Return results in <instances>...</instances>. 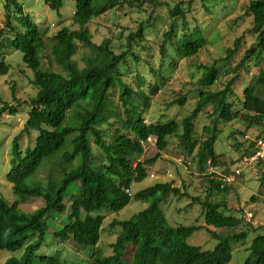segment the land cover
I'll use <instances>...</instances> for the list:
<instances>
[{
  "label": "trees",
  "instance_id": "obj_1",
  "mask_svg": "<svg viewBox=\"0 0 264 264\" xmlns=\"http://www.w3.org/2000/svg\"><path fill=\"white\" fill-rule=\"evenodd\" d=\"M123 1L132 6L136 4L139 9L143 3L151 6L150 10L166 6L172 18H183L188 10L181 7L182 0H173L172 6L167 0H76L72 26L63 25L48 36L47 29L38 30L19 0H4L6 19L0 24V75L8 71L3 54L10 51L21 53L22 63L32 75L30 83L37 91L27 102L17 104L28 108L24 130L33 131L37 136L33 146L27 145L24 150L20 148L19 136L11 142V166L5 178L11 183L14 199L7 202L0 195V252L6 250L19 255H10L0 264H227L234 257L231 242L246 240L249 236L248 230L226 235L209 231L216 243L213 248L203 249L188 243V238L201 226L171 225L163 209L171 196L177 199L189 197L200 204L206 225L216 229L234 228L244 222L243 217L227 213L230 208L226 207L224 197L216 199L221 191L231 189V183L221 185L220 179L206 176L211 189H205L203 199L191 197L184 181L180 186H173L172 181H158L134 192L130 188L133 182L146 179L143 164L149 165L159 156L156 153L153 157L138 160L143 151L139 140L150 134L157 137L158 149L164 148L167 136L177 135L183 143L178 149L186 151L187 157L193 155L202 172L206 158L214 155L213 144L218 138L220 121L236 119L264 128V69L245 84L242 98L236 86L241 77L240 70H244L247 76L251 66H259L264 53V0H249L237 6L243 13L237 19L251 18V32L256 34L257 42L245 50L233 66V74L229 75L230 70L225 64L221 72L216 63L227 61L239 49L238 37L233 46L225 50L223 58L214 59L210 66H196L204 70V74L196 82L186 84L188 92L196 91L194 107L186 117L181 121L172 118L148 124L143 121V114L149 107L150 95L162 91L166 80L162 70L174 66V62L166 64L169 51L195 64L194 57L205 45L204 30L198 26L187 27L183 22L179 27L182 33L178 35L173 20L166 24L157 38L160 41L157 67L152 64L153 59H144L145 71L152 74L153 80L142 89L146 74L138 72L141 70L138 66L143 61L142 53L148 49L144 35L146 22L141 21L136 30L127 34L125 47L119 53L111 50L109 38L93 43L88 29L93 18ZM44 2L51 10L58 11L63 0ZM77 42L87 49L81 56L83 67H79L73 58L78 50ZM46 46L49 51L43 56ZM124 65L129 72H134L130 83L120 72ZM227 66L230 67V63ZM217 83L219 88H216ZM114 95L116 99H113ZM233 96L241 103L239 109L233 110L230 99ZM186 97L180 96L167 106L183 104ZM1 103L0 116L4 112L15 113L16 108L4 101ZM118 108H121L120 113ZM205 108L209 109L210 124L202 129L212 136L208 140H196L193 120ZM178 127L181 129L179 133ZM95 146L98 152L94 151ZM253 146L251 142L250 149ZM136 159L138 163L132 168L131 162ZM224 160V156L221 159L213 157L212 163L227 167ZM44 170L45 175L39 176ZM243 176L241 174L239 179ZM257 179V183L264 186V174ZM76 182L78 185L69 195L67 208L65 191ZM261 194L264 195L263 190ZM212 196L215 199H211ZM31 198L41 199L42 204L31 211L20 208ZM132 200L146 206L128 219L110 222V229H119L109 245L110 254L102 255L97 244L103 230L104 213L118 212ZM251 200L256 198L251 196ZM181 209H188V204ZM66 210L64 224L51 229L47 217ZM237 211L242 213V208ZM49 229L58 247L68 241H73L78 250L96 247L94 252L89 250L92 258L85 262L68 261L60 258L59 248L54 249L53 254L45 253L50 248L46 241ZM248 246L247 256L237 264H264V235L255 233Z\"/></svg>",
  "mask_w": 264,
  "mask_h": 264
},
{
  "label": "rangeland",
  "instance_id": "obj_2",
  "mask_svg": "<svg viewBox=\"0 0 264 264\" xmlns=\"http://www.w3.org/2000/svg\"><path fill=\"white\" fill-rule=\"evenodd\" d=\"M169 5L172 6L175 3L173 0H167ZM182 8L188 9L186 12V18H172L169 16L167 7H152L146 5V3L141 5V8L135 4L134 6L129 5L127 2H120L114 8L102 13L100 16L93 18L88 23V29L92 37L93 43H100L102 40L109 38L111 41V50L115 53H119L125 47L126 36L130 31L137 29L138 24L141 21H145L144 35L146 38V44L148 49L146 52L142 53L143 61L139 64L138 72L141 74H146V83L141 87L146 89L150 82H152V74L146 73L144 59H152V64L157 67L159 56V51L157 50L159 42L158 37L161 35V30L165 28L166 24H169L172 20L176 24L177 34L180 35L182 30L179 28L183 22H186L187 27H201L204 30L203 37L205 38V45L200 49L197 55L191 59L196 60L195 64L185 61L177 56L173 51H169L166 64L174 62L173 67H168L163 71V76L166 77L164 82V88L161 92L150 95L149 107L146 108L144 119L146 122H155L158 120L169 121L170 119H175L181 121L189 112L192 110L195 104L196 91L188 92L186 84L188 82H196L204 73V70L197 69L196 66H210L214 59L223 58L226 53L225 50L228 47L233 46V41L236 37L240 38V47L228 58L227 61H218L216 63L219 69H222V65L225 64L226 69L230 70V74H233V66L238 62L241 56L244 54L245 50L255 45L257 42L256 34L251 32L252 21L251 18L242 17L237 19L238 15L243 14L237 6L242 2H247L249 0H192L188 3V0H182ZM22 4L23 9L26 14L35 22L38 26L40 32L47 29L48 36H51L63 25L72 26L73 11L76 8V0H63L62 6L58 11L51 10L44 0H19ZM4 0H0V24H4L6 19ZM150 8V9H149ZM235 10H238L236 12ZM152 14H150L151 12ZM150 15V19L148 17ZM78 50L74 55V60L79 67L84 66V62L81 56L87 52L86 48H83L79 42H77ZM49 47L46 46L45 51H42V55L48 53ZM151 56V57H149ZM21 53L17 51H10L8 54H3V58L6 64H8V71L4 75H0V107L2 105L1 101L8 103V105L16 108L15 113L8 114L4 112L0 116V195L7 201L12 202L14 195L12 194L11 183H9L5 174L10 168V148L11 142L15 136H19V144L21 150L29 145L33 146L37 134L30 131L26 132L24 130V123L27 118L28 108L24 106H18L17 103L27 102L30 97H33L37 89L30 83L32 78L31 72L27 69L21 59ZM43 66H47L46 59L43 58ZM259 66H251V70L247 76H245V71L240 70V80L237 81V92L242 98V92L244 90L245 84L253 77L257 76L261 69H264V53L262 54V59L259 60ZM230 63V67L227 66ZM59 71V68L55 67L54 64H50ZM130 69L126 65L121 67V73L124 74V78L127 83L131 82V76L134 72H129ZM223 69L221 70V72ZM244 83V86H243ZM165 85H167L165 87ZM216 88H219V84H216ZM186 96L183 104L175 103L171 106L167 104L180 96ZM264 97V95H262ZM116 99V96H113ZM233 101V110L239 109L241 103L239 99L234 96L230 97ZM238 103V104H237ZM121 108H118V113H120ZM209 109H203L200 114L193 120V129L195 133L196 140H203L208 137L203 131L205 125H209ZM218 127L221 133L219 134V139L214 145L215 153L226 152L227 157L231 154L244 155L246 148H250L248 141L245 144H240L238 141L244 139L242 134L256 135L259 130L264 128L258 125L247 124L243 121L232 119L229 122L220 121ZM178 130L180 131L181 129ZM240 130L243 133L235 131ZM245 131V132H244ZM124 133L128 131L123 130ZM263 135V132L260 136ZM250 136V137H251ZM176 136L171 135L167 137V143L171 142V146L168 152H162L161 156L157 160L153 161L149 165H146L147 177L142 182H133L131 184L130 190L132 192L137 191L139 188H144L154 182H162L165 180L173 179L175 185H180L181 179L184 178L187 184L188 194L191 197H199L203 199L206 195L205 189L210 188V184L207 180L209 178L197 177L194 174L197 173V169L191 161V166L184 169L180 167L182 173L178 175V169L175 168L177 173H174L175 164L172 163L175 158L184 157V155L178 150H175L173 145L178 142ZM143 158H150L156 153L157 149L151 144L144 145ZM95 152L98 149L95 148ZM226 157V159H227ZM141 158V160L143 159ZM192 160V159H191ZM220 162V161H219ZM169 169L172 173L170 178H158L150 179L149 173L156 172L157 175L160 174L161 170ZM222 167L219 169L221 170ZM257 176H252L254 174L245 175L243 179H234L231 182V189L228 192L221 191L217 196V201L222 200L224 197L226 201V207L230 208L229 214L235 216H241L244 213H240L237 209L242 208L245 210L246 219L244 222L238 224L234 228H219L216 229L210 225H206L201 215V206L199 203L194 202L191 198L183 197L177 199L176 196H171L164 204L163 209L168 218V222L171 225L184 224V225H200L201 228L194 231L191 237L188 238L189 244H194L202 247L203 249L213 248L216 240L210 235V232L216 234H233L235 232H240L241 230H248V238L242 240H233L231 242L233 258L227 264H237L245 259L248 254V245L250 239L255 236V233H262L264 235V195L261 194L262 190L264 192V186H260L257 177L264 174V163L260 164ZM44 172H40L39 176L45 175ZM218 173L219 171L216 170ZM200 173V171H199ZM213 179V178H212ZM78 183L71 184L67 191H65V203L68 208L69 195L73 193ZM251 196L256 198L255 201L251 200ZM211 199H215L213 196ZM42 204L41 199L31 198L20 205L25 211H31L36 209ZM188 204V209H181ZM145 203L140 201L132 200L127 206L118 212L104 213L103 220V230L97 244V248H100L102 255L110 254L111 250L110 243L115 240L118 232V227L110 229V222L113 219L125 220L131 217L134 213L145 207ZM234 208V209H233ZM67 210L62 214L52 213L50 214L46 221H48L51 229H57L64 224L66 220ZM46 235V241L49 243L50 250L42 251L45 253L53 254L54 249H61L60 258L70 260H76L80 262H85L92 258L90 251L94 252L95 249H83L78 250L75 247L73 241H68L64 243L62 247H58V243L51 238L52 230ZM255 229V230H254ZM210 231V232H209ZM255 232V233H253ZM90 250V251H89ZM41 251V252H42ZM10 255H19L18 252L9 253L6 250L0 252V263H2ZM128 256L125 255V257Z\"/></svg>",
  "mask_w": 264,
  "mask_h": 264
},
{
  "label": "clouds",
  "instance_id": "obj_3",
  "mask_svg": "<svg viewBox=\"0 0 264 264\" xmlns=\"http://www.w3.org/2000/svg\"><path fill=\"white\" fill-rule=\"evenodd\" d=\"M200 49L198 50V52L200 51ZM251 80H252V78L246 84L250 83ZM166 86L167 85H165V87ZM158 93H159V91H158ZM176 99H178V98H176ZM176 99H174V100H176ZM174 100H172V101H174ZM172 101H170V102H172ZM143 121L146 124L150 123V122H146L145 119H143ZM219 130H220V128H219ZM263 130L262 131L260 130V134L263 132V135H261V136H260L259 133H256V135H253V136H251L252 135L251 133L242 134V136H244V139L241 140V141H238V143L245 144V141L247 140L249 145L251 144V142H253V144H254L253 148L252 149L246 148L244 155H236L234 153V154L229 155V157H227L228 153H226V152L215 153L214 145H215L216 141L219 139V134L221 133V131H219L218 138H217V140H215V143L213 144V153H214L213 157L214 158L217 157V158L221 159V157L224 156L225 160L223 162L227 163L228 166L226 167L224 165H221L218 162H216V165H214L212 163V158L213 157H209L208 156L206 158L205 167H204V170L202 172L200 171V169H198L197 164H196L197 161L193 157V155L187 157L186 151L178 149V146H181V144H183V143L177 137V135H174L179 140H178V142H176L175 145H173V147L175 148V150H177V151L179 150L184 155V157H178V158H175L174 161H172V163L175 164L173 172L177 173L175 171V168H176V169H178V175H180V173H182L180 167H182L184 169H187V167L191 166V161H192V163L194 164V166L197 169V173L194 174V176H197V177L201 176L202 177L201 179H203V177H205V176H208L210 179H212V178L216 179V180L220 179L222 181L221 185H224L225 183H231L234 179H239L241 174H244L243 178L245 177V175H250V173L254 174L252 176H257L258 170H256V169L257 168L259 169L260 168V164L264 163V131ZM180 131L178 130V133ZM232 133H233V131H232ZM206 135L208 137H206L203 140H208L212 136L211 133H208ZM235 135L236 134H234V137H235ZM169 136H171V135H169ZM167 137L165 138L166 144H165L163 149H158L157 137L155 135H153V134L148 135L143 140H139V143H140L143 151H142V154L139 156L138 160H140V161L144 160V158H143V152H144V149H145L144 145H147V144H151L152 146H155L156 149H157L156 153H158L159 156H161V154H163L162 152H164V151L168 152V149L171 146V142L167 143ZM196 151H197V149L195 150V152ZM246 151H249V152H246ZM156 153H154V155ZM159 156L157 158H159ZM226 157H227V159H226ZM141 158H143V159L141 160ZM138 160L136 159L134 162H131L132 168H135L136 164L138 163ZM155 160H157V159H155ZM143 166L145 168L146 164H143ZM221 167H222V169L219 170ZM199 168H200V166H199ZM216 170H218L219 173ZM224 170H225V172H224ZM199 171H200V173H199ZM150 174H153V176H150ZM170 177H172V173H171V171H169V169L161 170L160 174H158V175H157L156 172H150L149 173V178L150 179H157L158 180V178H170ZM257 178H259V177H257ZM171 181H172L173 186L182 185V181H184L186 183L184 178L181 179L180 185H175L174 182H173V179L165 180V181H162L161 183H167V182H171ZM242 213H244V214H242L241 216L243 217V219H246L245 210H242Z\"/></svg>",
  "mask_w": 264,
  "mask_h": 264
},
{
  "label": "built area",
  "instance_id": "obj_4",
  "mask_svg": "<svg viewBox=\"0 0 264 264\" xmlns=\"http://www.w3.org/2000/svg\"><path fill=\"white\" fill-rule=\"evenodd\" d=\"M150 176H153V174H150Z\"/></svg>",
  "mask_w": 264,
  "mask_h": 264
}]
</instances>
